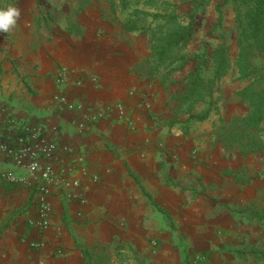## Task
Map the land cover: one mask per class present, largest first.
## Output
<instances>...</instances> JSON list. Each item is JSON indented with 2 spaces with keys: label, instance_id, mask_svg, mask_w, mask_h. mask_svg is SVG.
Listing matches in <instances>:
<instances>
[{
  "label": "crops",
  "instance_id": "0c3cea01",
  "mask_svg": "<svg viewBox=\"0 0 264 264\" xmlns=\"http://www.w3.org/2000/svg\"><path fill=\"white\" fill-rule=\"evenodd\" d=\"M10 5L20 16L15 28L0 32V128L12 121L36 128L58 149L42 165L67 179L51 194L49 227L39 232L40 263L82 264L76 241L90 248L96 238L145 234V214L162 213L141 187L167 212L179 250L199 252L190 264L197 258L228 264L231 245L238 249L232 264L241 261V245L257 241V226L248 232L246 215L235 208L255 207L262 184L253 177L242 183L247 191L225 187L224 172L240 171L245 162H233L207 123L202 130L179 129L164 86L150 76L148 53L132 42L138 31L125 32L124 20L108 18L95 3L77 20L71 19L74 9L38 0H8ZM72 22L80 30L70 29ZM58 67L69 68L63 91L70 102L84 104L88 121L52 100ZM78 77L82 83L75 87ZM66 147L73 153H65ZM26 172L0 153V252L16 263L28 261L24 239L38 234L28 225L35 208L33 178ZM6 173L22 179L6 183ZM74 181L80 182L82 201Z\"/></svg>",
  "mask_w": 264,
  "mask_h": 264
},
{
  "label": "rangeland",
  "instance_id": "374dc122",
  "mask_svg": "<svg viewBox=\"0 0 264 264\" xmlns=\"http://www.w3.org/2000/svg\"><path fill=\"white\" fill-rule=\"evenodd\" d=\"M38 1L49 5L51 8L52 5H56L75 10L78 0ZM94 3L97 8L106 10L103 14L108 18L112 17L114 20H119L118 22L134 19L137 20L140 26H143L142 30L133 35L132 42L138 44V47H142V51L145 54L148 53L146 64L150 69H154L156 65V54L150 46V40L154 36L158 37L160 33L166 30V28L159 29L158 26L166 24L169 21V17L182 25H191V33L185 44L183 43L184 46L180 47L179 51L170 54L171 57L178 55H184L185 57L198 55V57L186 63L184 69L178 70L174 69L176 66L174 62L169 63L170 56L167 55L165 60L154 71L153 78L155 81L163 82L162 85L169 97L182 92L184 89L183 78L195 70L198 64H202L205 67V78L212 77V62L216 51L219 50L220 46H223L228 57V64L226 72L220 79L216 80L213 87L211 95L212 109L207 115L208 117L200 121L195 117L188 119L186 116L190 113L200 116L208 107L206 101H200L194 106H182L179 111L185 114L178 116V126L181 131L186 132L200 128L202 130L204 128L203 124L207 123L208 132L215 134V140H217L220 125L224 119L229 118L233 114L241 115L248 112V104L237 93L248 84L249 80L240 77L235 63L239 47L237 44L235 12L232 10L233 4L231 0H154L149 5L144 4L141 0L137 7L133 0H129L128 8L125 10L120 8L119 0H115L113 12H110L106 0H94ZM7 4L8 0H0V9L4 10ZM135 7L142 10L143 13L132 14ZM83 13H81L80 19L84 18L85 14ZM219 18H221L220 22H218ZM154 31H156V34L153 35ZM250 58L252 65L261 68L264 72V50L259 51L254 48ZM172 103L175 105V102L172 101ZM262 127L261 135L264 137V123ZM220 143L224 146L223 142ZM224 148L227 154L232 156L233 162H245L240 175H252L256 183L262 184L260 189H263V191L259 192L262 199L256 203L255 207L252 209L247 206L242 209L235 208L237 213L246 215V222H249L248 232H251L257 226L256 233L252 231L254 236L257 237V241L242 243L240 251L242 252L241 261L233 264H264V220H262V216H264V205H262L264 199V150L244 157L241 154L238 155V151L229 150L225 146ZM226 180L224 183L225 187L232 189L233 193L235 189L246 190L242 183L236 182L232 177L228 176ZM259 202L261 203L260 206H258ZM142 223L145 228L147 227L145 234L143 230L140 234L130 236L127 239L119 235L114 236L112 240H108L105 237L96 238L90 246L93 254L98 257L101 264H160L159 262L165 261H167V264H185L187 260L194 259L199 253L194 249L190 251L188 247H185L183 252L179 250L177 243L172 238V232L168 226V218L165 214H160L155 210L150 213L147 212ZM163 239L166 240L165 243L158 242V240ZM26 250L29 253L28 257H30L28 261L20 259L16 263L15 257L12 258V261L11 258L9 259L8 254L0 252V264H47L46 262L40 263L44 259L41 249L33 250L27 246ZM237 250L233 245L229 246L228 257L226 258L228 264H232L233 260L231 257ZM35 257L39 259H34Z\"/></svg>",
  "mask_w": 264,
  "mask_h": 264
},
{
  "label": "trees",
  "instance_id": "16d2710c",
  "mask_svg": "<svg viewBox=\"0 0 264 264\" xmlns=\"http://www.w3.org/2000/svg\"><path fill=\"white\" fill-rule=\"evenodd\" d=\"M144 4H151L154 0H142ZM109 5L110 12L115 9V0H106ZM120 8L125 10L128 8L129 0H119ZM135 6L141 0H133ZM235 12V21L237 29V44L239 47L236 65L240 73V77L248 79V84L240 91L238 95L249 106V110L245 114L231 115L224 119L220 125V130L217 135V140L223 142L224 146L233 151H238L241 156H246L251 153L264 150V137L261 135L264 123V72L261 68L253 66L250 57L255 49L259 51L264 50V0H231ZM94 3V0H78L75 10L71 13L72 20H77L78 14ZM134 8L132 14L143 13L139 8ZM166 24L158 26L159 29L166 30L160 33L158 37L154 36L150 40V46L156 54V65L154 69H150V76L153 77L156 67L165 60V57L170 56L169 63L176 64L174 69H184L186 63L191 59H195L198 55L187 56L178 55L171 57V54L179 51L180 47L184 46L185 41L189 38L191 33V25L185 26L178 23L174 19H170ZM218 19V22H220ZM71 20V21H72ZM70 29L75 31L80 30L78 23H70ZM122 27L125 32L140 31L143 26L137 23V20L127 19L122 22ZM146 30V29H144ZM160 32V31H159ZM156 34L154 31L153 35ZM171 53V54H170ZM228 57L223 46H220L216 51L213 60V76L210 78L204 77L205 67L198 64L197 68L191 71L183 78L184 89L179 94L170 96V101L175 102L173 105V112L178 123V116H183L179 109L182 106H194L200 101H206L208 107L200 114L195 116L190 113L186 116L188 119L197 118L198 120H205L211 111V95L216 80L220 79L226 72ZM161 83H163L161 81ZM179 111V113H178ZM179 115H178V114ZM180 121V120H179ZM27 132L18 122L12 121L11 124L2 128V140L8 147H14L19 136L25 135ZM264 163V162H263ZM240 171L228 170L224 173L231 176L236 181L241 183L248 182L253 178L252 175H240ZM136 182L138 180L135 178ZM139 183V182H138ZM144 194L149 199L152 206L161 213L168 215L167 212L155 201L152 200L150 193L141 187ZM33 191L31 193V200ZM172 226V224H170ZM174 226H172L173 228ZM0 227V231H1ZM174 229V228H173ZM75 247L80 250L82 255V264H101L98 257H96L91 248L84 246L80 242H75ZM185 264H190L187 260ZM197 264H213L203 260L197 261Z\"/></svg>",
  "mask_w": 264,
  "mask_h": 264
},
{
  "label": "built area",
  "instance_id": "2783aa9c",
  "mask_svg": "<svg viewBox=\"0 0 264 264\" xmlns=\"http://www.w3.org/2000/svg\"><path fill=\"white\" fill-rule=\"evenodd\" d=\"M69 73V68L58 67L55 75V87L57 90L53 93L52 100L68 109H74L83 121H88L90 114L84 113V104L81 102H70L67 94L63 91V87L68 81ZM90 78L95 80L97 77L93 75ZM81 83L82 78L78 77L73 82V85L79 87ZM128 124L131 126V122H128ZM22 128L27 133L19 136L15 146L11 148L3 142L2 129L0 128V153H5L17 166L24 168L27 171L26 174H30L33 178L32 206L35 208V214L33 218L28 220V225L36 228L38 234L33 237L28 236L24 239V242L30 249L38 250L42 248L44 242L39 232H43L49 227L51 194L56 186L59 188L64 187L67 179L64 175L58 176L54 169L41 163V159L55 156L58 152L56 144L44 140L36 128L28 127L26 124ZM64 152L67 154L73 153L69 147L64 148ZM56 159L58 160V157ZM78 159L82 162V158ZM61 177L62 179H60ZM21 179V177H16L13 174H4L6 183H15ZM73 186L79 191L78 195L82 201L83 197H81V191L79 190L80 182L74 181ZM199 260H203V258H197L195 262Z\"/></svg>",
  "mask_w": 264,
  "mask_h": 264
},
{
  "label": "clouds",
  "instance_id": "9594fccd",
  "mask_svg": "<svg viewBox=\"0 0 264 264\" xmlns=\"http://www.w3.org/2000/svg\"><path fill=\"white\" fill-rule=\"evenodd\" d=\"M20 10L14 6H8L6 10L0 9V32H9L15 28Z\"/></svg>",
  "mask_w": 264,
  "mask_h": 264
}]
</instances>
